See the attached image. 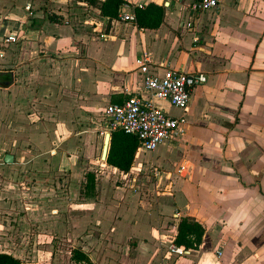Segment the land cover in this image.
<instances>
[{"label": "crops", "instance_id": "1", "mask_svg": "<svg viewBox=\"0 0 264 264\" xmlns=\"http://www.w3.org/2000/svg\"><path fill=\"white\" fill-rule=\"evenodd\" d=\"M123 1L131 7L149 3L164 6L163 23L154 30L138 29L135 23L101 17L98 8L86 0H0V64H4L0 89L9 90L14 97L24 96L26 102L31 99V124L48 130L33 135L34 144H62V130L50 123L52 117L57 116L59 122L70 115L65 101L57 109L53 107L61 95L44 76L60 79L63 91L69 89L75 98L79 88L84 89L90 106L102 102L104 109L108 104H120L112 101L146 96L137 65L142 54L151 57L149 69L157 75L169 69L206 76L205 83L195 86L186 112L155 101L166 113L178 112L169 115L188 122L182 137L161 145L170 149L162 164L157 165V154L148 160L142 156L153 152L137 149L128 173L106 165L122 180L137 164L139 168H157L158 176L152 174L156 181L165 171L171 178L168 196L158 193L167 197L158 198L146 214L139 205L119 207L107 202L99 207L95 192V200L85 213L80 202L69 207L71 231L86 222L97 227L98 233L86 236L95 243L94 248H81L92 264H113L107 254L114 249L111 254L116 257L119 250L113 242L122 240L126 241L123 254L127 256L122 257L127 264L146 263L162 253L167 233L163 214L174 219L178 213L200 223L204 234L199 248L187 251L185 258L164 251L167 260L175 264H264V0H221L216 9L202 13L189 10L194 0ZM124 12L134 13L131 8ZM8 36L16 41L5 43ZM24 72L31 87L19 90V76ZM38 83L43 84L42 93ZM42 97L51 107L39 101ZM73 102L80 104L76 99ZM37 107L47 115L46 121L39 122ZM0 154L2 158L5 155ZM49 154L45 171L58 177L76 164V158L70 163L55 148ZM13 157L15 165L17 158ZM31 162L30 168L35 169L44 161L32 157ZM183 163L185 170L179 172ZM12 165H0V234H13L15 225L20 232H28L30 244L15 248L10 237H0V253L19 259L21 264L73 263L71 251L59 262L54 251L43 252L37 246L41 239L50 245L68 234L64 218L58 219L64 205L50 202L47 185L35 187L41 191H33L36 196L30 197L25 187L9 184L7 179L13 172L8 166ZM33 175L32 180L38 181L43 176ZM61 187L58 183L52 189L61 192ZM71 189L73 197L80 196L79 185L73 182ZM179 217L169 223V242L176 235ZM103 243L105 252L96 247Z\"/></svg>", "mask_w": 264, "mask_h": 264}, {"label": "rangeland", "instance_id": "2", "mask_svg": "<svg viewBox=\"0 0 264 264\" xmlns=\"http://www.w3.org/2000/svg\"><path fill=\"white\" fill-rule=\"evenodd\" d=\"M6 6L8 7V4H6ZM3 65V63L0 64V70L3 69ZM19 77L21 78V80L18 83L17 89L26 90L28 86L31 87V84H26L25 72L21 73ZM45 77L46 76H44V80L51 83V85H54L59 91L58 95H61V99L59 98L57 99V101L52 103L53 107L57 109L59 103L64 101L69 107V113H67L70 115H67L66 121L64 120L57 122L55 120V117L57 116H55L52 117L53 122L50 123L59 125V128L62 130L60 134L63 136V140L65 141L58 147H54L52 145L45 146L40 143L34 144L32 140L33 135L43 134L48 130L44 126H37V128H35V126L31 124V99L30 101L26 102V98L24 96L14 97L12 96V92L10 93L9 90L3 91L2 89H0V151L3 154L8 153L17 158V162H15V165L11 164L12 166H8V168L11 169V171L13 172L11 174V177L7 179L9 184L16 185L19 187H25L26 191L30 193V197L31 195H33V191L34 193H36L37 191H41L38 190V188L35 189V187H38V185L45 187V185H47L51 189L50 194L48 195L50 202L57 201L58 203H61V205H64L65 208L61 211H58V219L62 221V219L64 218L65 228L68 234H66V236L62 235V239L58 241L54 240L56 242H52L50 243V245H47L42 239L39 242V245H37L39 246V249H41L40 251H54L56 254L53 256L57 257L58 261L61 262L63 260L65 261L69 251H71L73 247H83L87 248V250H92V248H94L93 244L95 243H93V241L86 240V236L88 233H93V235L98 233V231H96L95 229L97 227L92 222H86V224L82 228H78V230L75 229L74 232L71 231L70 227L72 226V220L70 221L69 219V217L71 216H68V210L69 207L70 209H72L73 202L82 203V213H85L90 208L91 202L95 200V196H97L95 201L96 203H98L99 207H104L107 202L113 203V205L118 204L119 207H122V204L130 207L131 205H134L136 207L139 205L142 206V208L139 209L144 210V212H146L147 214L150 212L149 209L151 205H153V203H156L158 198L168 196L167 194H169L168 192L171 188V185L169 184L171 178L167 177L164 171L162 173V176L160 177V180L156 181V179L152 176L149 167L146 168V165H143V167L139 168L137 164L138 161H136L137 163L135 164L137 165H135L132 173L130 175H127L124 180H122L119 173L112 172V170L106 166L104 160H102L101 158L104 133L107 132L106 118L104 117L102 112V109H104L105 105L103 106L101 102L94 104L96 106H90L91 104L86 99L87 95L84 89L79 88V91L76 92L75 98L73 94H70L69 89L66 88V92L63 91L64 84L60 79L51 80ZM39 80L41 81L43 79L39 78ZM41 87H43V84L40 83L39 85L38 83L39 93L43 92L41 90ZM64 97L67 98V100ZM43 98L45 97H42L41 99H39V101L43 105H45V102H43ZM74 98L78 102H80V104H75L73 102L75 100ZM45 106L51 107V105L47 103ZM37 109H39V112L36 117L39 119V122L46 121L45 118L47 117V115H42L43 112L41 110V107H37ZM177 110H170V112L168 113H170L171 115H177ZM185 121L186 126L188 127V122L187 120ZM40 124L42 125L43 123ZM52 132H54V130H52ZM54 148L57 151L59 150L62 154V157H64L70 163H72L74 161V158H76L75 166L71 167V169L62 170V174L59 176L60 178L56 176L57 174L55 175L54 172L49 173L45 171L48 161L47 158L51 156L49 152L50 150L52 151ZM169 152L170 149H168V147L160 146L155 152L148 153L142 157H144V159L151 160L153 154H157L156 156H159V158L156 163L157 165H159L162 164L161 161L169 154ZM164 155L165 157H163ZM32 157H35V159H43L44 162H40L39 167L35 169L30 168L33 164L31 162ZM179 160L180 156L178 155L176 158V164L179 163ZM37 163H35V167ZM50 169L52 168H48V170ZM136 169H138L139 172H137ZM35 173L42 174L43 178H39V181L36 178L32 180V177H36V175H33ZM86 173H92L95 175L94 194L96 192V195L94 197L86 198L81 194L82 188L85 184ZM53 174L55 175L54 177L52 176ZM73 182H75L76 187L78 185L79 187H81L80 196L78 197H73L72 189L70 190V185H73ZM58 183L62 185L61 192H58V190L56 189H52ZM158 193H166L167 196L157 195ZM33 196L35 197L36 194H34ZM25 200H27L28 202V197L25 198ZM62 215H65V217H62ZM163 215L164 217H167L166 226L163 224V230L167 231V233H165V242H163V245H161L162 253L159 252V256H157V258L153 259L152 261H148L146 263H144L143 261L140 262V264L176 263L175 261L171 262L172 260H167V257L164 253V251L167 252V247L170 243L169 240H171L170 236L172 228L169 227V223H172L174 219L172 218L171 214ZM86 219H89L87 221H90V218ZM20 231L21 229L18 230L17 226L13 225V234H0V237H10V239L13 240L12 243L14 244L15 248H19L22 246L25 247V244H30L29 239H26V236H28V232L26 231V233H24V231ZM77 233H80V236H74ZM125 243L126 241L123 240L120 242H113V247H117L119 250L117 251V254L115 253L116 257L112 256L114 254H111L112 252H115L113 251L114 249L110 251L111 253L108 252L109 254H107V257L111 256L109 257V259H107L112 261L113 264H127L124 259V256L127 255L123 254V245ZM96 247H98L100 251L101 248L103 249L104 243L101 244L100 247L99 245H97ZM103 250L104 252L106 251L105 249ZM130 253H132V251H130ZM122 255L124 256L122 257ZM182 257L185 258L186 256L184 255ZM53 264L57 263L53 262ZM63 264L66 263L64 262ZM67 264L74 263L68 262Z\"/></svg>", "mask_w": 264, "mask_h": 264}, {"label": "built area", "instance_id": "3", "mask_svg": "<svg viewBox=\"0 0 264 264\" xmlns=\"http://www.w3.org/2000/svg\"><path fill=\"white\" fill-rule=\"evenodd\" d=\"M221 0H194L189 5L192 13H202L216 9ZM143 8V5H130L123 3L118 13V19L124 22L135 23L134 13L124 12L125 9ZM190 23L187 24L189 28ZM12 36L5 37V43L15 42ZM151 57L142 54L137 60L145 97L130 96L120 104H108L103 115L106 118V133L123 132L136 136L138 149L144 152H154L165 143H171L185 133L186 121L183 117H173L162 108L155 105V101L168 103L171 107L186 112L189 108L193 90L196 85L206 82L202 73L188 74L183 71L166 70L164 74L157 75L150 71ZM105 134V133H104ZM3 163L0 154V165ZM151 174L157 177V168H150ZM185 170L184 163L180 165L179 172ZM179 214L174 215L178 219ZM167 252L175 256H183L186 250L170 242Z\"/></svg>", "mask_w": 264, "mask_h": 264}, {"label": "trees", "instance_id": "4", "mask_svg": "<svg viewBox=\"0 0 264 264\" xmlns=\"http://www.w3.org/2000/svg\"><path fill=\"white\" fill-rule=\"evenodd\" d=\"M93 4L99 10V14L108 20H116L123 0H86ZM135 26L138 29L154 30L161 26L164 19L165 8L154 3H149L143 8L135 7ZM3 75L0 74V78ZM112 103H122V101H112ZM109 150L104 163L115 168L121 173H128L132 168L135 154L138 149V139L136 136L125 134L123 132L110 133ZM95 175L85 174V184L81 194L84 197H93L95 190ZM204 229L200 223L190 217H180L176 226V235L173 243L184 250H197L202 242ZM70 260L75 264H92L88 254L81 248L71 250ZM0 264H21V261L9 254L0 253Z\"/></svg>", "mask_w": 264, "mask_h": 264}, {"label": "water", "instance_id": "5", "mask_svg": "<svg viewBox=\"0 0 264 264\" xmlns=\"http://www.w3.org/2000/svg\"><path fill=\"white\" fill-rule=\"evenodd\" d=\"M110 134L105 133L104 139H103V145H102V152H101V158L102 160L106 159L108 150H109V144H110ZM14 162V157L11 154H5L3 156V163L4 164H12Z\"/></svg>", "mask_w": 264, "mask_h": 264}]
</instances>
